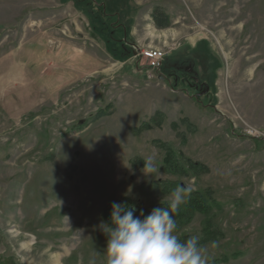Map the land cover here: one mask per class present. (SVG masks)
I'll list each match as a JSON object with an SVG mask.
<instances>
[{"label": "rangeland", "instance_id": "1", "mask_svg": "<svg viewBox=\"0 0 264 264\" xmlns=\"http://www.w3.org/2000/svg\"><path fill=\"white\" fill-rule=\"evenodd\" d=\"M162 182L218 205L177 235L208 264H264V0H0V264H104L103 208Z\"/></svg>", "mask_w": 264, "mask_h": 264}, {"label": "clouds", "instance_id": "2", "mask_svg": "<svg viewBox=\"0 0 264 264\" xmlns=\"http://www.w3.org/2000/svg\"><path fill=\"white\" fill-rule=\"evenodd\" d=\"M145 178L160 174L149 156L141 169ZM191 189L180 186L169 197L168 207H155L147 216L135 215V206L112 202L108 222L98 228L107 237L104 264H208L206 248L198 235L181 241L172 212L187 203ZM89 264H97L90 259Z\"/></svg>", "mask_w": 264, "mask_h": 264}, {"label": "trees", "instance_id": "3", "mask_svg": "<svg viewBox=\"0 0 264 264\" xmlns=\"http://www.w3.org/2000/svg\"><path fill=\"white\" fill-rule=\"evenodd\" d=\"M151 19L153 24L159 28L164 29L170 25L168 17L158 9H155L151 14ZM145 129H149V126H145ZM161 150L163 151V160L161 162V171L164 174H171V175H183L186 171H190L192 169H196L198 167L197 164H192L191 162L187 161L188 166L187 168H183L181 163H179L178 156H175L167 147L162 145H158ZM182 185L177 184L175 182H162L158 183L155 187L156 190L160 189L161 193L171 194L173 190L177 187ZM205 197V196H204ZM203 196H199L196 193L190 192V196L187 199V203L182 204L178 210L172 212V216L176 222V235H178L181 230L187 226L193 219L195 214L200 215H207L211 212L212 208L217 207L218 205L214 204L212 201L208 202ZM114 202V201H113ZM126 205L135 206L136 212L135 215L139 216L141 211H143L144 216H147L155 207L162 206L168 207V203L160 202L155 203L151 206L144 207V206H137L134 205L130 200H122V201H115ZM111 203L105 206L101 212V218L104 222H108L110 218L111 212ZM178 238L181 241L186 240L188 237L186 235H180Z\"/></svg>", "mask_w": 264, "mask_h": 264}, {"label": "built area", "instance_id": "4", "mask_svg": "<svg viewBox=\"0 0 264 264\" xmlns=\"http://www.w3.org/2000/svg\"><path fill=\"white\" fill-rule=\"evenodd\" d=\"M145 59L149 60V68L152 70H156L160 67L159 60L162 57V53L154 50H146L140 53Z\"/></svg>", "mask_w": 264, "mask_h": 264}]
</instances>
